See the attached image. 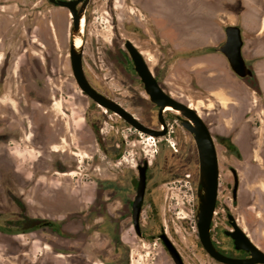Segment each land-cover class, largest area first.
<instances>
[{
    "label": "rangeland",
    "instance_id": "374dc122",
    "mask_svg": "<svg viewBox=\"0 0 264 264\" xmlns=\"http://www.w3.org/2000/svg\"><path fill=\"white\" fill-rule=\"evenodd\" d=\"M199 8L195 0H92L83 44L87 78L145 125H158L139 79L123 61L124 42L142 45L133 25L155 24L176 39L194 28ZM72 25L70 12L48 0H0V107L13 105L22 120L3 123L0 113V225L7 229L0 231V264H174L160 241L137 237L125 193L113 188L130 189L132 198V179L144 160L154 165L143 230L152 236L165 229L185 264H209L197 251L199 161L191 137L168 117L167 139L151 140L85 95L70 61ZM161 46L164 57L154 51L157 44L150 47L158 54L150 64L164 62L165 73L171 72L173 97L198 109L207 125L222 128L213 136L237 147L240 155L217 146L220 196L225 200L235 168L241 179L235 212L255 220L253 238L264 251V75L249 81L254 99L248 88L236 89L243 114L228 102H198L189 96L187 73L171 66L179 52ZM27 219L54 226L26 230Z\"/></svg>",
    "mask_w": 264,
    "mask_h": 264
},
{
    "label": "water",
    "instance_id": "95a60500",
    "mask_svg": "<svg viewBox=\"0 0 264 264\" xmlns=\"http://www.w3.org/2000/svg\"><path fill=\"white\" fill-rule=\"evenodd\" d=\"M50 1L57 7L67 9L72 16L73 25L71 30L70 61L73 76L80 90L94 103L106 109L107 111L118 115L136 131L156 139L166 137L169 132V126L164 117L167 108H172L184 117L182 126L193 136L198 153L200 194L197 211V228L200 242L204 249L215 260L222 264H264V251L255 246L249 237H247V235L238 226H236L237 231L235 234L237 249L250 253L251 256L249 259L235 260L225 257L216 250L212 243L211 224L216 211L219 194L220 167L214 136L201 115L194 108L181 101H178L164 90V88L159 84L153 75L141 52L130 41L126 42V47L130 52L131 58L134 62L135 70L144 85L146 94L149 96L150 101L159 108L158 118L163 130H155L144 125L120 104L99 93L90 84L86 76L83 64V45L81 48H76L75 45V40L77 37H81L84 44L85 33H81L82 21L90 0H85L80 8H77V5L82 0ZM225 36L226 39L224 43L217 47L216 51L223 54L227 58L232 71L240 79L245 80L248 85L251 86L252 84L249 81L255 79V74L251 65L246 62L242 55L244 40L241 28L235 25L227 26L225 29ZM255 83V87L258 89L259 84L257 82ZM138 170V187L136 197L132 205V219L136 234L142 237L140 220L147 188L148 164L145 163L144 165L139 166ZM231 171L235 176L233 193L234 198L236 199L237 192L239 190V177L235 168H232ZM159 239L162 241L174 264H185L177 247L168 237L167 233L163 232L159 236Z\"/></svg>",
    "mask_w": 264,
    "mask_h": 264
},
{
    "label": "crops",
    "instance_id": "0c3cea01",
    "mask_svg": "<svg viewBox=\"0 0 264 264\" xmlns=\"http://www.w3.org/2000/svg\"><path fill=\"white\" fill-rule=\"evenodd\" d=\"M195 4L200 6L194 11L195 16L199 14L201 18L193 21L192 30L171 39L166 32L162 33L157 26L155 28L153 23L154 28L164 44L173 45L179 52V57L171 66L187 73L191 87L189 96L192 99L220 104L228 102L234 109L241 107L239 113L243 114V111L246 112L242 108L243 99L235 94L236 89L248 88L252 99L254 94L248 83L232 71L227 58L218 53L216 48L224 43L227 26L240 27L244 40L242 55L251 65L256 80L260 79L264 75V66L260 65L264 62V54L259 50L261 41H264V0H195ZM184 43H189V46L184 47ZM170 74L164 70L161 81L164 90L173 97L174 94L167 87ZM208 125L212 132L221 133V127L214 128L212 122Z\"/></svg>",
    "mask_w": 264,
    "mask_h": 264
},
{
    "label": "flooded vegetation",
    "instance_id": "af4514ba",
    "mask_svg": "<svg viewBox=\"0 0 264 264\" xmlns=\"http://www.w3.org/2000/svg\"><path fill=\"white\" fill-rule=\"evenodd\" d=\"M48 1L51 3L50 0H48ZM69 1H72V0H69ZM84 1L85 0H82L77 5V8H80L83 5ZM91 3H92V0H90L88 5H87V8L85 10V16H84V19L82 21V25L84 24V28H83L84 29V33H85V26H86V24L88 22L87 13H88V11L90 9ZM147 24H149V23H147ZM133 26L134 27L131 28V31L132 32H134V31L136 32L137 31V37L139 39H143V41H142V45L136 44L135 40H133V39H126V41L124 42L123 51H121V52H123V55H124L123 61H124L125 65H126V67H128V73L130 72L131 74H134L135 77H137L139 79L140 84L142 85V88L144 89V85H143L140 77L138 76V74H137V72L135 70L134 62H133V60L131 58L130 52L128 51V49L126 47V42L130 41L141 52V54L143 55L147 65L149 66L150 70L152 71L153 75L155 76V78L157 79L159 84L162 86L161 75L163 74L164 68H165V65H162L164 62L154 65V68H153L151 66V64H150V61H151V55H153L154 57L155 56L158 57V54H160V55H162L164 57L165 50H164L163 46H161L164 43L159 39V34L157 33L156 29L153 28L152 26L151 27L147 26V28L144 27L143 25H136V26L133 25ZM82 32H83V30H82ZM152 44L153 45L154 44L158 45V47H156L154 49V51H157L158 54L154 53L151 50L150 47L152 46ZM82 45H83V43H82ZM83 64H84V62H83ZM90 84L99 93H101L104 96L114 100L109 95L105 94L100 88L95 87L91 82H90ZM147 99H148V101H150V98H149L148 95H147ZM152 105H153V107H154V109L156 111L155 117H156V120L158 122V125H154V126L152 125V126H148V127L153 128L155 130H163V127H161V125L159 123V118H158L159 108L153 103H152ZM188 106H190V105H188ZM190 107H192V105ZM196 110H198V109H196ZM2 112L5 113V115L1 117L2 118L1 122L10 123L11 125H19V123L21 124V122H22V120H21V111L19 109L15 110L13 105L12 106H6V107L5 106H1L0 107V113H2ZM164 117H165L166 122H167L168 117H175L177 119V121L180 123V126L183 128L182 121H183L184 117L181 116V114H179L177 111H175L173 109L169 110V108H167ZM137 119L141 123H143L139 118H137ZM167 124H168V122H167ZM10 129L11 130H15L13 128H10ZM183 130L185 131V133H187L191 137L192 143L194 145V149H195V151L197 153V148H196L193 136L187 130H185L184 128H183ZM9 135H10V139H13L15 137V133H10ZM168 135H169V132H168L167 136L165 137V139H167ZM149 139L153 140V137H149ZM214 139H215L216 147L218 145H221L227 151H230L233 154L236 153V154L240 155L239 152H238L237 147L234 145V143L230 139H227L226 137H222L220 135H217L216 137L214 136ZM62 142H64V141L62 140ZM181 144H182V147H183L184 142H182ZM119 148H121V146H119ZM55 151H57V150H54V152ZM121 151H122V149H121ZM121 151H119V154H120ZM176 151H177L176 155L179 156L180 155V151L179 150H176ZM217 152H218V150H217ZM145 163L148 164V171H147V188H146V194H145V199H144V203H143V209H144L145 202H146V199H147V195H148V192L150 191L148 185H149L151 177H152L151 176V170H152V167L154 165V162H152L150 160H144L142 162V164L137 166L138 175L134 179H132V182H133L132 183V188H134V192H133V197L132 198H130V194H129L130 189H128V188L124 189V188L118 187L117 185L113 186L114 190L116 189L115 191H119L120 193H125V202L129 205L128 208H129V215H130L131 219H132V214H133L132 205H133V202L135 200L136 193H137V187H138V178H139V170H138V168H139V166H142ZM219 167H220V164H219ZM231 169L232 168H230V172H231L232 178H231L230 181H228V185H230V187L225 189L226 190L225 200H222V197L220 196V185H221V183H220V181H221V173H220V177H219V194H218V199H217L216 211L214 213L212 224H211V240H212V243H213L214 247L216 248V250L220 254L224 255L225 257H228V258H231V259H235V260H246V259L250 258L251 254L246 252V251H244V250L237 249L236 238H235V236H236L235 234H236V231H237L236 226L241 228V230L247 235V237H249V239L251 240V242L255 246H257L258 248H260V246L256 243V241L253 238V235H255V231H256L255 220L253 219V220L249 221L247 218H244V216L242 214H239V213L235 212V210L238 208V207L236 208L235 206L239 205V192H240V187H241V179H240L239 174H238V177H239V190L237 192V196H236V199H235L234 198V193H233L234 192V185H235V176L233 175ZM72 175H73V173H63V176H72ZM199 194H200V192H199V184H198V188H197V191H196V196H197L196 219H197V211H198V204H199V201H198L199 200ZM227 199L230 200V202L227 201ZM142 213H143V210H142ZM141 218H142V215H141ZM132 225H133V219H132ZM140 225H141L142 237H140V236H138L136 234L139 239H142V240L154 239V240L160 241V243L163 245L162 241L159 239V236L163 232L166 233L165 229L161 228L154 235L150 236L149 233H147L146 231L143 230V227H142V224H141V220H140ZM45 227L51 228L53 226H45ZM134 231H135V229H134ZM116 235H117V232H116ZM197 236H198V244H197L198 250L197 251L200 252V257L206 259L209 264H222V263L218 262L217 260H215L204 249V247L202 246V244L200 242L199 233H198ZM115 244H116L117 248L122 247V245H123L122 239L119 238V237H116ZM163 247L165 248L164 245H163ZM179 253H180V251H179ZM181 256H182V254H181ZM182 258H183V256H182Z\"/></svg>",
    "mask_w": 264,
    "mask_h": 264
},
{
    "label": "trees",
    "instance_id": "16d2710c",
    "mask_svg": "<svg viewBox=\"0 0 264 264\" xmlns=\"http://www.w3.org/2000/svg\"><path fill=\"white\" fill-rule=\"evenodd\" d=\"M27 222H30V227L26 230H32V229H38V228H42L45 226H54V223L49 222V221H45V220H41V219H27ZM29 226V225H28ZM0 231L1 232H6L7 229H5L3 226L0 225ZM13 232V231H12Z\"/></svg>",
    "mask_w": 264,
    "mask_h": 264
},
{
    "label": "bare ground",
    "instance_id": "6f19581e",
    "mask_svg": "<svg viewBox=\"0 0 264 264\" xmlns=\"http://www.w3.org/2000/svg\"><path fill=\"white\" fill-rule=\"evenodd\" d=\"M82 30H83V25H82ZM81 33H83L81 31ZM82 43H83V40L81 37H77L76 40H75V45H76V48H81L82 46ZM169 110H172L171 108H169Z\"/></svg>",
    "mask_w": 264,
    "mask_h": 264
}]
</instances>
